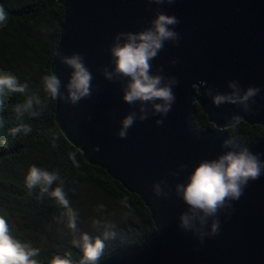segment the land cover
<instances>
[{
	"label": "water",
	"instance_id": "95a60500",
	"mask_svg": "<svg viewBox=\"0 0 264 264\" xmlns=\"http://www.w3.org/2000/svg\"><path fill=\"white\" fill-rule=\"evenodd\" d=\"M65 7L61 39L51 70L67 84L71 69L58 55L78 52L93 75V95L73 107L56 101V123L64 137L81 151L86 161L107 171L126 190L142 198L151 211L155 231L140 245L117 252L100 264H264V175L250 182L239 201L233 202L230 219L221 212L220 235L198 244L191 233L178 228V217L186 205L175 196L176 183H186L202 160H213L225 151H240L233 145L222 149L230 136L218 129L233 115L250 125L264 127V0H175L171 5L148 0H57ZM179 18L175 31L179 47L166 43L152 61V73L163 66L164 76L179 81L173 91L176 102L157 126L151 116L119 139L120 121L130 112L122 99L121 83L104 79L99 69L110 62L109 48L118 33H136L149 27L156 11ZM178 63L173 64L172 61ZM242 89L256 86L261 92L251 107L254 115L239 107L213 105L206 87L227 93L229 81ZM66 94V93H65ZM199 104L213 127L197 132L193 123ZM91 117V119H88ZM99 151H94V148ZM264 160V139L247 147ZM181 164L189 167L180 177H168ZM167 179L172 187L168 198L153 195L152 184Z\"/></svg>",
	"mask_w": 264,
	"mask_h": 264
},
{
	"label": "clouds",
	"instance_id": "9594fccd",
	"mask_svg": "<svg viewBox=\"0 0 264 264\" xmlns=\"http://www.w3.org/2000/svg\"><path fill=\"white\" fill-rule=\"evenodd\" d=\"M175 0H148L149 11L151 4L171 5ZM8 13L0 5V24L7 19ZM149 27L140 31L118 33L109 48L110 64L99 69L105 80L113 83H121L122 99L130 107L138 110L130 111L121 121L117 132L119 139H126L128 131L137 121L143 122L151 116H159L155 121L157 126L163 124L164 118L176 102L173 89L179 81L174 76L162 75L163 66L152 73V61L160 52L164 51L166 43L173 47H179L180 34L175 31L180 24L178 17L168 15L163 11H156L155 18L150 20ZM85 55L72 53L71 55H58L62 65L72 71L67 84L63 85L65 91H61V80L52 72L42 77V86L45 96L43 99L38 93H32L27 82H20L16 76L0 73V107H3L5 99L10 93L25 96L23 103L15 106L14 112L19 123L8 130V135L15 138L18 134L25 136L32 132V126L24 123L27 114L29 118H37L43 108L47 107L48 101H62L73 107L79 105L81 100L89 99L93 95V75L85 62ZM178 63L177 60L172 61ZM227 93L214 92L206 87V95L211 98L214 106L224 104L235 105L245 114L254 115L252 105L255 97L261 89L249 86L242 89L238 81H229ZM66 93V94H65ZM91 119V117H88ZM240 115H233L226 126L219 128H235L242 122ZM5 126V121L0 117V128ZM52 147L57 146L59 135L49 129ZM5 148L8 141H2ZM232 139L223 141L221 148L228 149L232 145ZM99 151V148H94ZM69 159L73 165L79 167L77 153L69 152ZM187 164H181L174 172L167 175L171 178H179L188 169ZM264 175V160L260 153H252L247 148L240 151H225L213 160H202L186 177V183H176L174 186L175 196L187 206L186 210L178 217V228L184 233H191L198 244L203 245L206 239L220 235L221 221L219 215L225 214L230 219L234 212L233 202L239 201L250 182L260 179ZM24 184L28 194L39 189L38 200L41 202L50 198L64 211L61 213L59 222L67 217V226L71 230L70 241L73 248L82 252V258L78 261L73 259L71 250L61 254H54L49 264H100L104 256L107 242L117 238V225L111 219L104 204H99L94 209L98 218L92 220V226L100 232V235L92 236L88 232H82L78 227L79 213L70 205L68 192L65 190V180L58 170L48 171L45 168L31 165L24 177ZM55 185V187H53ZM153 195L157 198H168L173 191L167 179L156 181L152 184ZM119 205L125 209L122 215L127 218L133 215V208L127 197L119 200ZM40 248H35L29 243L22 242L12 235L10 226L4 216H0V264H40L36 259L41 253Z\"/></svg>",
	"mask_w": 264,
	"mask_h": 264
},
{
	"label": "trees",
	"instance_id": "16d2710c",
	"mask_svg": "<svg viewBox=\"0 0 264 264\" xmlns=\"http://www.w3.org/2000/svg\"><path fill=\"white\" fill-rule=\"evenodd\" d=\"M0 5L8 13L6 21L0 24V73L27 82L29 94L38 93L43 99L42 77L52 73L65 7L57 0H0ZM24 100L25 96L10 93L0 107V117L5 121V126L0 128V216L6 210L3 215L12 217L14 238L40 248L42 251L36 257L40 264H49L54 254L62 255L69 250L74 260L82 258V252L70 243L72 233L67 217L59 222L64 210L50 198L38 200L39 189L28 194L24 177L35 164L48 171H59L65 180L70 205L79 213L78 227L82 232L100 235L92 226V220L98 218L94 211L97 205L104 204L106 214L114 213L111 219L117 225V238L107 242L101 261L121 250L140 246L156 229L151 211L141 197L126 190L103 168L89 164L83 153L69 143L55 120L56 101L49 100L37 118L25 115L23 122L32 126L29 135L18 134L15 138L8 135V130L19 123L15 106ZM192 117L199 133L213 127L197 103ZM49 129L59 135L55 148ZM227 132L237 148H247L264 139L263 126L244 121ZM4 140L8 141L7 148L3 146ZM69 152L77 153L79 167L73 165ZM123 197L128 198L133 208V215L127 218L122 215L126 210L118 203Z\"/></svg>",
	"mask_w": 264,
	"mask_h": 264
},
{
	"label": "rangeland",
	"instance_id": "374dc122",
	"mask_svg": "<svg viewBox=\"0 0 264 264\" xmlns=\"http://www.w3.org/2000/svg\"><path fill=\"white\" fill-rule=\"evenodd\" d=\"M5 212H6V210H4V212H2V216H4V217H5V215H3V214H4ZM5 218H6V217H5ZM6 220H7L8 224H9V226H10V231L13 230V229H15V225L13 224V219H12V217H7ZM20 228H21V231L24 232V231H23V230H24V227L20 226ZM12 235H14V233H12Z\"/></svg>",
	"mask_w": 264,
	"mask_h": 264
}]
</instances>
